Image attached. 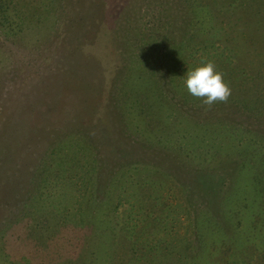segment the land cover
I'll return each instance as SVG.
<instances>
[{"label": "rangeland", "instance_id": "374dc122", "mask_svg": "<svg viewBox=\"0 0 264 264\" xmlns=\"http://www.w3.org/2000/svg\"><path fill=\"white\" fill-rule=\"evenodd\" d=\"M0 264H264V0H0Z\"/></svg>", "mask_w": 264, "mask_h": 264}, {"label": "clouds", "instance_id": "9594fccd", "mask_svg": "<svg viewBox=\"0 0 264 264\" xmlns=\"http://www.w3.org/2000/svg\"><path fill=\"white\" fill-rule=\"evenodd\" d=\"M185 84L189 94L200 99L208 109L217 103H227L232 95L230 85L224 80V73L218 71L212 61H202V66L189 70Z\"/></svg>", "mask_w": 264, "mask_h": 264}]
</instances>
